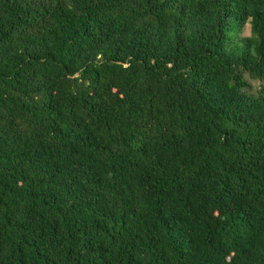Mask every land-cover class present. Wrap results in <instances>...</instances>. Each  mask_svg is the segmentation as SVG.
Segmentation results:
<instances>
[{
  "label": "trees",
  "instance_id": "1",
  "mask_svg": "<svg viewBox=\"0 0 264 264\" xmlns=\"http://www.w3.org/2000/svg\"><path fill=\"white\" fill-rule=\"evenodd\" d=\"M254 81L264 0H0V264H264Z\"/></svg>",
  "mask_w": 264,
  "mask_h": 264
},
{
  "label": "rangeland",
  "instance_id": "2",
  "mask_svg": "<svg viewBox=\"0 0 264 264\" xmlns=\"http://www.w3.org/2000/svg\"><path fill=\"white\" fill-rule=\"evenodd\" d=\"M242 35L243 36H249V25L245 26ZM261 86H264V81L263 82H261V81L252 82V88H253L252 92L255 93V91L260 89Z\"/></svg>",
  "mask_w": 264,
  "mask_h": 264
}]
</instances>
